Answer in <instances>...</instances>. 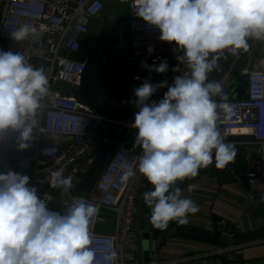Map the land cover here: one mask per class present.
I'll list each match as a JSON object with an SVG mask.
<instances>
[{"label":"clouds","instance_id":"1","mask_svg":"<svg viewBox=\"0 0 264 264\" xmlns=\"http://www.w3.org/2000/svg\"><path fill=\"white\" fill-rule=\"evenodd\" d=\"M134 10L159 30L161 41L175 44L182 52L176 59L187 68L171 85L145 80L134 89L131 102L139 111L131 125L137 130L133 147L141 155L135 169L120 164L121 184L138 171L151 186L143 201L151 210L152 226L165 230L172 221L187 223L188 215L199 210L193 199L183 196L178 182L213 165L223 170L236 157L235 146L217 128V108L230 112L228 95L219 82L208 81V74L219 67L225 51L235 54L247 50L250 39L264 40V0H134ZM44 31V24H21L10 36L22 42ZM145 67L168 71L166 61ZM163 87V98L149 103ZM49 94L43 68L34 67L20 52L0 51V141L10 132L19 133V150L27 149L41 101ZM214 97L223 103L218 105ZM49 186L67 194L72 177H65L64 169L52 171ZM198 187L189 183L187 191ZM98 213V206L79 197H73L64 213L50 210L27 175L0 173V264H95L89 225ZM104 259L115 264L117 253L111 250Z\"/></svg>","mask_w":264,"mask_h":264},{"label":"built area","instance_id":"2","mask_svg":"<svg viewBox=\"0 0 264 264\" xmlns=\"http://www.w3.org/2000/svg\"><path fill=\"white\" fill-rule=\"evenodd\" d=\"M128 8L130 18L125 27L131 37V53L127 60L137 61L145 69L147 81L159 84L163 73L149 71L145 65L158 66L166 61L170 66L174 57L156 49L160 32L135 14L134 0H128ZM103 9V0H5L0 14V35L10 40V33L21 24H31L37 28L40 24L46 25V31L18 42V52L34 67L45 70L50 85V94L41 101L35 118L33 139L24 149L26 153L19 157L18 173L30 178V186L37 188L41 199H47L48 207L57 205L67 209L81 179H72L71 190L62 194L59 189L49 186L52 171L64 169L66 177L73 166H79L82 176L97 150H108L112 146L107 133L111 124L126 127L128 132L137 134V130L131 126L133 122H121L97 112L74 91L82 86L87 69L86 62L76 57L81 52V38L88 33L89 22L99 16ZM252 40L260 43L263 55L259 63L245 71L247 98L227 94L230 112L217 108V128L225 142L233 136L250 135L254 138L259 154L258 157H250L246 181L251 187L258 184L263 186L256 193L260 202V197L264 195V40ZM242 51V48L235 54L225 51L220 59L237 58ZM235 65H225L221 75L212 80L219 82L225 93L237 76ZM63 85L68 88L65 89ZM164 89L158 88L149 103L162 99ZM214 99L218 105L223 103L220 97ZM12 133L19 148V133ZM53 137L58 139L49 142V138ZM133 146L121 139L88 193L79 196L99 208L98 215L89 225L93 238L91 246L96 253L95 264H107L104 257L111 250L117 253L115 264H178L185 259L226 258L264 243V237L246 239L248 231L245 227L222 221L209 234L215 240V245L203 254L161 261H138L130 257L128 249L133 242L132 237L141 231L136 208L143 176L136 171L129 182L121 184L120 164L127 162L136 168L141 149ZM261 205L264 207V203ZM112 213H115L112 230L100 231V227L110 223L109 215Z\"/></svg>","mask_w":264,"mask_h":264},{"label":"crops","instance_id":"3","mask_svg":"<svg viewBox=\"0 0 264 264\" xmlns=\"http://www.w3.org/2000/svg\"><path fill=\"white\" fill-rule=\"evenodd\" d=\"M4 2L5 0L0 6V14ZM103 3L104 9L101 14L89 22V31L81 38V52L76 55L78 59L84 60L87 66L79 93L85 92L84 94H86L88 92L89 95V90L92 88L110 89L111 102L118 111L114 117L121 122H129L135 117V113L139 111L135 104L131 102L136 99L134 89L147 80V75L145 69L137 61L128 62L127 60L131 53V37L125 27L130 18L128 0H103ZM120 3H124L123 12L119 9ZM19 48L18 42L0 35V51L18 52ZM156 49L174 57L172 64L168 66V71L163 73L162 78V82L167 81L168 85H171L174 77L187 71L186 65L182 62L179 63L176 59V56L182 55V52L176 49L175 44H169L161 40L156 42ZM242 50L241 55L237 58L224 57L220 59L218 62L219 67L208 74V81H212L221 75L225 65L235 63L237 76L230 82L231 85L226 91L231 96H245L246 78L242 81H239V78L245 76L247 68L259 63L263 55L260 43L252 39L248 42L247 50L243 48ZM174 69H177V71H174ZM135 77H140V79L137 80ZM84 82L87 84L86 88H84ZM63 87L68 88L64 85ZM164 88L165 94L167 87ZM81 99L97 112L106 114L95 105L91 97L89 99L92 103L84 96H81ZM122 128H117L115 136L121 135V139L124 138L131 145L134 144L136 134ZM117 137H115V140ZM57 139L53 137L49 138L48 141ZM226 142L232 143L239 149L234 161L228 167V171L209 167V169L200 170L199 175L192 180L178 182V186L183 190V196L193 199L199 210L195 214H189L187 217L188 222L185 224L172 221L165 230L153 227V229L159 231V234L151 235L150 260L161 261L205 253L215 245L214 240H197L182 236L178 230L183 231L190 228L211 239L209 236L211 230L216 228L218 223L222 221L245 227L248 231L246 239L264 237V207L256 196V193L263 186L258 184L251 187L246 181L250 157H258V147L254 143V138L250 135L233 136L228 138ZM24 153H26L24 150H19L16 146L13 133H8L5 139L0 141V173H6L10 170L18 173L19 157ZM81 174L80 167L73 166L66 177L71 176L72 179L76 180L81 177ZM227 174H231L232 178H227ZM189 183L198 184L199 187L194 192L189 193L187 191ZM150 187L143 177L142 189L136 208L137 221L140 226H143L145 222L150 223L151 210L143 201V193ZM49 209L60 213L67 210L57 205L49 206ZM109 217L112 222V214ZM107 227L102 226L99 230L107 231L113 228V226L111 228ZM132 239L133 242L128 249L129 256L136 258L138 261H146L145 250L142 248L141 231L135 233ZM178 264H264V243L245 248L240 253L226 258L185 259Z\"/></svg>","mask_w":264,"mask_h":264},{"label":"water","instance_id":"4","mask_svg":"<svg viewBox=\"0 0 264 264\" xmlns=\"http://www.w3.org/2000/svg\"><path fill=\"white\" fill-rule=\"evenodd\" d=\"M246 76L240 77L239 81H242L243 79H245ZM110 93L111 90L108 88H103V89H97V88H92L89 90V97H91V99L94 100L95 105L104 113L114 117L117 115L118 111L115 108V106L113 105V103L111 102L110 99ZM244 98H247V94H245ZM135 118V117H134ZM134 118L129 121L130 123L134 122ZM124 130H126V127L122 128ZM121 131V130H120ZM121 140V135L117 137L116 140H114L112 146L106 150V149H102L100 151H98L94 157V159L92 160V162L90 163L89 168L87 169V171L81 176V179L79 180V182L76 185L75 190L73 191V195L75 197H79L81 195H86L88 193V189L89 187L92 185V183L95 181V177L96 175L101 171V168L103 166V163L105 161L106 156H108L107 158L109 159L112 152L115 150L118 142ZM236 149V153L238 152V147H235ZM108 154V155H107ZM231 164V163H230ZM230 164L227 165V167L223 170L228 171V167L230 166ZM210 167H214L210 166ZM227 178H232L231 174H227L226 176ZM178 232L182 235V236H186V237H190V238H195V239H199V240H214V239H209L207 236H204L203 234H201L199 231L193 230V229H185L183 231H179ZM159 231L153 229V226L151 223L149 222H145L143 224V226L141 225V235H142V239H143V246L142 248L145 250V260L149 261L150 260V252L152 249V245H151V235H158ZM215 241V240H214Z\"/></svg>","mask_w":264,"mask_h":264},{"label":"trees","instance_id":"5","mask_svg":"<svg viewBox=\"0 0 264 264\" xmlns=\"http://www.w3.org/2000/svg\"><path fill=\"white\" fill-rule=\"evenodd\" d=\"M115 118V117H114ZM116 119V118H115ZM117 120V119H116ZM119 121V120H118ZM119 127H121V126H118V125H109L108 126V128H107V133H108V136L110 135V136H115V131L117 130V128H119ZM109 136V137H110ZM115 137H117V135L115 136ZM115 137H110L111 138V140H112V142H114V140H115ZM98 151H100V149H98L97 150V152ZM108 155V154H107ZM108 156H106V158H105V161H104V163H103V166H102V168H101V170L105 167V165H106V163H107V161H108V158H107ZM100 173V172H99ZM99 173L96 175V177H95V179L97 178V176L99 175Z\"/></svg>","mask_w":264,"mask_h":264},{"label":"rangeland","instance_id":"6","mask_svg":"<svg viewBox=\"0 0 264 264\" xmlns=\"http://www.w3.org/2000/svg\"><path fill=\"white\" fill-rule=\"evenodd\" d=\"M3 1H4V0H0V6L2 5ZM119 9L123 12V9H124V3H120ZM86 85H87L86 82H84V86H85L84 88H86ZM80 90H81L80 88H76L74 91H75L76 94L79 95V91H80ZM88 101L92 103V101H91L90 99H88ZM114 217H115V213H112V221H113V218H114ZM109 225L112 227V226H113V223L110 221V223H108L107 226H109ZM107 226H106V227H107ZM111 227H107V228H111ZM111 229H112V228H111ZM111 229H109V230H107V231H110ZM105 231H106V230H105ZM107 231H106V232H107Z\"/></svg>","mask_w":264,"mask_h":264},{"label":"flooded vegetation","instance_id":"7","mask_svg":"<svg viewBox=\"0 0 264 264\" xmlns=\"http://www.w3.org/2000/svg\"><path fill=\"white\" fill-rule=\"evenodd\" d=\"M85 93V92H84ZM84 93H79V97L81 98V96L83 97H85V98H88L89 99V95H88V92L86 93V94H84Z\"/></svg>","mask_w":264,"mask_h":264}]
</instances>
